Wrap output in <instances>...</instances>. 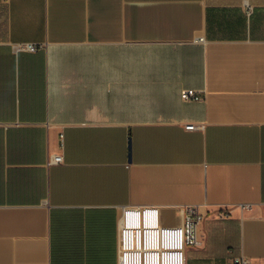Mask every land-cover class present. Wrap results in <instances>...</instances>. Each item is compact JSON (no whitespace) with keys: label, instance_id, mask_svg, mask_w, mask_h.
<instances>
[{"label":"crops","instance_id":"0c3cea01","mask_svg":"<svg viewBox=\"0 0 264 264\" xmlns=\"http://www.w3.org/2000/svg\"><path fill=\"white\" fill-rule=\"evenodd\" d=\"M0 12V264H118L123 228L188 206L183 264H264V0Z\"/></svg>","mask_w":264,"mask_h":264},{"label":"built area","instance_id":"2783aa9c","mask_svg":"<svg viewBox=\"0 0 264 264\" xmlns=\"http://www.w3.org/2000/svg\"><path fill=\"white\" fill-rule=\"evenodd\" d=\"M202 42L203 38H195ZM33 49L32 45L27 46ZM180 97L184 101L201 100L202 96L191 88L182 89ZM193 124L186 129H194ZM62 161L60 154H54L52 162ZM203 215L195 206L184 209V219L178 227H126L121 231L118 248V264H183V251L188 246L200 243L198 227ZM228 264H251L242 256L233 257Z\"/></svg>","mask_w":264,"mask_h":264},{"label":"rangeland","instance_id":"374dc122","mask_svg":"<svg viewBox=\"0 0 264 264\" xmlns=\"http://www.w3.org/2000/svg\"><path fill=\"white\" fill-rule=\"evenodd\" d=\"M1 22H2V14H1V12H0V29H1V27H2ZM0 32H1V30H0Z\"/></svg>","mask_w":264,"mask_h":264}]
</instances>
